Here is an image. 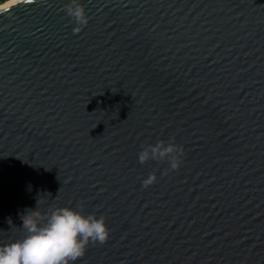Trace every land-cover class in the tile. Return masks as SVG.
<instances>
[{"label":"water","instance_id":"water-1","mask_svg":"<svg viewBox=\"0 0 264 264\" xmlns=\"http://www.w3.org/2000/svg\"><path fill=\"white\" fill-rule=\"evenodd\" d=\"M69 2L0 11V246L67 206L111 230L75 264H264V0Z\"/></svg>","mask_w":264,"mask_h":264},{"label":"clouds","instance_id":"clouds-1","mask_svg":"<svg viewBox=\"0 0 264 264\" xmlns=\"http://www.w3.org/2000/svg\"><path fill=\"white\" fill-rule=\"evenodd\" d=\"M64 11L75 22L74 33L87 25L89 17L81 0H70L64 5ZM140 149L138 163L156 161L169 165L162 175L178 171L183 164L184 147L175 143V137L142 143ZM157 180L156 172H150L142 180V187L148 188ZM20 219L23 236L0 246V264H75L90 244L103 245L110 239L111 230L103 215H85L72 207H51L45 213L36 207L28 209Z\"/></svg>","mask_w":264,"mask_h":264},{"label":"bare ground","instance_id":"bare-ground-1","mask_svg":"<svg viewBox=\"0 0 264 264\" xmlns=\"http://www.w3.org/2000/svg\"><path fill=\"white\" fill-rule=\"evenodd\" d=\"M23 1H26V0H6L0 4V11L4 10L6 8H9L13 5L19 4Z\"/></svg>","mask_w":264,"mask_h":264},{"label":"built area","instance_id":"built-area-1","mask_svg":"<svg viewBox=\"0 0 264 264\" xmlns=\"http://www.w3.org/2000/svg\"><path fill=\"white\" fill-rule=\"evenodd\" d=\"M4 1H6V0H3V2H4ZM3 2H0V4L3 3Z\"/></svg>","mask_w":264,"mask_h":264},{"label":"snow or ice","instance_id":"snow-or-ice-1","mask_svg":"<svg viewBox=\"0 0 264 264\" xmlns=\"http://www.w3.org/2000/svg\"><path fill=\"white\" fill-rule=\"evenodd\" d=\"M28 2H31V0H28Z\"/></svg>","mask_w":264,"mask_h":264}]
</instances>
